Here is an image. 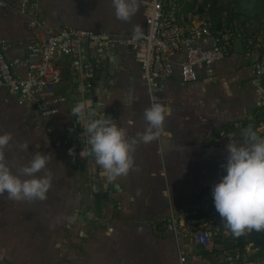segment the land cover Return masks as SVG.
<instances>
[{
  "label": "crops",
  "instance_id": "1",
  "mask_svg": "<svg viewBox=\"0 0 264 264\" xmlns=\"http://www.w3.org/2000/svg\"><path fill=\"white\" fill-rule=\"evenodd\" d=\"M0 1L8 5L0 7V37L12 45L7 57L23 58L20 44L32 41V14L17 12L21 0ZM149 7L150 0H139L135 16L122 22L111 0H40L39 15L56 30L72 26L132 34L133 25L144 31ZM177 7L185 26L206 19ZM64 62V77L53 95L70 98ZM198 73L197 82L184 84L176 69L156 102L166 108L163 131L153 142L137 144L133 169L111 183L94 159L79 158L70 102L61 105L58 115L43 118L34 103L0 89V134L14 137L6 158L21 165L36 151L50 155L38 175L52 179L44 201L0 196V264H219L214 250L192 241L177 243L163 219L205 210V195L226 175L221 165L227 162L229 139L242 142V121L264 120V77H255L252 61L245 51H236L235 43L231 56ZM93 98L129 139L146 131L143 113L152 102L131 50L115 47L103 57ZM25 141L28 151L19 147ZM69 149L75 154L69 155Z\"/></svg>",
  "mask_w": 264,
  "mask_h": 264
},
{
  "label": "built area",
  "instance_id": "2",
  "mask_svg": "<svg viewBox=\"0 0 264 264\" xmlns=\"http://www.w3.org/2000/svg\"><path fill=\"white\" fill-rule=\"evenodd\" d=\"M0 7L8 5L0 1ZM40 0H21L17 12L32 14L30 28L32 41L21 43L25 51L23 58L7 57L12 45L0 37V89L9 96H16L24 102H32L43 118L60 113L61 105L70 102L72 107L80 100L89 101L92 117H107L99 109L93 88L103 57L110 47L126 48L134 53L139 62L142 77L150 93L151 102L156 103L159 92L163 91L177 68L184 84L199 79V70L212 67L232 54L233 44L241 41L246 56L252 61L257 79L264 77V54L254 37L234 27L217 28L210 18L185 26L178 17L176 1L150 0L146 27L142 36L134 39L132 34H107L89 29L65 26L53 29L39 15ZM183 55L178 63L176 56ZM64 61L68 63L71 87L70 98L53 95L54 88L64 77ZM77 123V117H75ZM84 122L77 123L76 145L81 160L91 161L93 157H80L87 136L82 135ZM194 213H172L163 219L166 233L179 241H192L211 250L214 233L203 224V219Z\"/></svg>",
  "mask_w": 264,
  "mask_h": 264
},
{
  "label": "clouds",
  "instance_id": "3",
  "mask_svg": "<svg viewBox=\"0 0 264 264\" xmlns=\"http://www.w3.org/2000/svg\"><path fill=\"white\" fill-rule=\"evenodd\" d=\"M117 20L130 22L138 11L139 0H111ZM132 36H142L139 25H133ZM77 123L84 122L82 135L87 136L80 157H93L108 182L127 176L134 166L136 145L149 144L156 140L164 129L166 108L153 103L144 110L146 131L129 139L126 131L110 117L93 119L96 113L89 110V101L80 100L71 109ZM74 131V129H70ZM242 142L230 138L226 146V163L221 168L226 172L213 187L214 206L226 229L239 238L249 232H264V136L249 124L241 131ZM14 139L12 133L0 134V196L17 202L44 201L52 188L49 174L38 175L46 169L50 155L36 151L26 164L10 163L6 150ZM28 151L29 143L19 145ZM75 150L69 149V155ZM15 169V170H13Z\"/></svg>",
  "mask_w": 264,
  "mask_h": 264
},
{
  "label": "rangeland",
  "instance_id": "4",
  "mask_svg": "<svg viewBox=\"0 0 264 264\" xmlns=\"http://www.w3.org/2000/svg\"><path fill=\"white\" fill-rule=\"evenodd\" d=\"M201 5H206L203 10L204 14L209 17L214 15L216 23L225 26L233 22L248 35L254 37L260 46L261 53L264 54V0H201ZM262 82L264 84V79ZM260 134L264 136V127ZM208 195V193L205 195L204 206L210 214L203 219L202 225H206L214 233L213 242H215V237L222 232L221 243L218 245L214 243L212 248L220 258L219 264H264V258H257L254 263L249 261L257 252L253 248L254 244L244 247L245 251L238 246L239 243L250 240L253 231L239 238L234 237L231 231L225 228L215 209L213 198L208 200ZM260 233L264 235V232Z\"/></svg>",
  "mask_w": 264,
  "mask_h": 264
},
{
  "label": "trees",
  "instance_id": "5",
  "mask_svg": "<svg viewBox=\"0 0 264 264\" xmlns=\"http://www.w3.org/2000/svg\"><path fill=\"white\" fill-rule=\"evenodd\" d=\"M175 1L182 8V12L188 13V12H191V11H195L196 13H199L200 16L203 19L204 18H206V19L210 18L218 29L219 28H229V27L240 28L233 22L229 23V24H227L225 26L221 25L220 23H216L214 21V19H215L214 15L209 17V16H207V14H204L205 11H203V10L205 9L206 5H201V0H175ZM214 4H215V2H214ZM202 13H203V15H202ZM260 110H264V106L262 108H260ZM263 122H264V120L260 121L259 119H256V118L253 119V120H244V121H242V124H243L242 128H246L249 124H251V125H253L254 129L257 130V128L260 126L261 123L264 124ZM210 198H213L212 193L209 194L208 200ZM209 214H210L209 210H199L194 215V217L197 218V219H205ZM221 237H222V232H220L217 235V237H215V240H214L215 242L214 243L216 245L221 243ZM250 244H254L253 248L256 249L257 252H256V255L251 257V259H249V261L251 263H254V262L257 261V258H264V235H261L260 232L253 231L250 240L246 241L245 243H243V242L239 243L238 246L241 247L242 251H245L244 247H246V246H248Z\"/></svg>",
  "mask_w": 264,
  "mask_h": 264
},
{
  "label": "water",
  "instance_id": "6",
  "mask_svg": "<svg viewBox=\"0 0 264 264\" xmlns=\"http://www.w3.org/2000/svg\"><path fill=\"white\" fill-rule=\"evenodd\" d=\"M114 48H115L114 46H111V47H110V50L113 51ZM235 49H236V51L242 53V52L244 51V45H243V42H241V41L236 42V43H235Z\"/></svg>",
  "mask_w": 264,
  "mask_h": 264
}]
</instances>
